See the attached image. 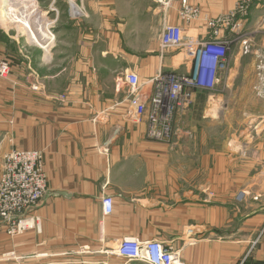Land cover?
I'll list each match as a JSON object with an SVG mask.
<instances>
[{
	"label": "crops",
	"instance_id": "1",
	"mask_svg": "<svg viewBox=\"0 0 264 264\" xmlns=\"http://www.w3.org/2000/svg\"><path fill=\"white\" fill-rule=\"evenodd\" d=\"M36 1L38 47L0 27V61L12 67L0 78V177L6 155L39 151L49 189L20 217L22 234L0 226V264H145L117 256L120 241L161 242L184 264H264V99L245 105L238 133L208 134L231 95H264V1L220 24L229 71L215 90L193 91L170 145L147 140L146 119L127 122L119 78L147 86L161 71L189 74L187 51L162 52L164 26L206 41L210 22L244 0H172L166 11L152 0ZM183 1L198 20L180 19Z\"/></svg>",
	"mask_w": 264,
	"mask_h": 264
},
{
	"label": "built area",
	"instance_id": "2",
	"mask_svg": "<svg viewBox=\"0 0 264 264\" xmlns=\"http://www.w3.org/2000/svg\"><path fill=\"white\" fill-rule=\"evenodd\" d=\"M163 11L170 8L172 0H152ZM256 1L244 0L237 5L233 15L218 22L211 21V38L206 41L186 40L181 27L166 25L160 37L162 52L184 50L191 62L189 74L159 72L151 81L141 83L136 73L126 72L118 80L119 88H125L129 106L125 118L128 123H148L147 140L170 145L174 137V124L179 111L192 103L193 91H213L223 81L230 68L231 42L219 37L220 24L230 27L237 12L246 13ZM78 14H84V10ZM181 20L190 23L200 18V10L186 1L179 11ZM238 25H234L233 29ZM248 51V41L243 43ZM12 67L0 61V78L9 79ZM49 189L44 172L43 153L39 151H14L5 156L0 177V226L7 233L17 236L27 229L21 216L34 210ZM106 216L113 212V200H103ZM117 256L128 262L145 264H184L181 255L158 241H120L114 249Z\"/></svg>",
	"mask_w": 264,
	"mask_h": 264
},
{
	"label": "rangeland",
	"instance_id": "3",
	"mask_svg": "<svg viewBox=\"0 0 264 264\" xmlns=\"http://www.w3.org/2000/svg\"><path fill=\"white\" fill-rule=\"evenodd\" d=\"M17 1H18L17 4L20 3L19 4L20 7L23 6L22 0H17ZM35 2L37 1L35 0ZM24 6H28V5L24 4ZM22 10L24 9H17V12L22 11ZM33 15H30L29 18H34ZM25 18H26L25 16L20 17V20H19L20 23L19 21L18 22L8 21L7 23L4 24L3 19L0 17V27H3L4 31H9L10 36H13V37L18 36L20 41H25L27 43H29L28 42V39H29V41L34 42L38 47L39 44L37 43V41H35L34 39H30L29 30L27 29V26H26L27 20ZM40 20L46 21V19L43 18L42 15L40 16ZM30 21L32 22V19ZM4 31L0 30V44H4L6 41H9V38H7L5 34H3ZM231 98H232L231 113H229L224 118L223 122L221 121L219 124L210 125L208 127L209 135L211 134L213 137L214 136L217 137L219 135L221 137L225 136V138H227L229 135L238 133L240 128L243 125H245L246 121L248 120L247 118H245V113L243 112L245 105L247 103L249 104L255 103V99H259L262 101V99H264V95L263 94L246 95V94L237 93V94L231 95ZM213 144L218 145V144H222V142L213 143Z\"/></svg>",
	"mask_w": 264,
	"mask_h": 264
},
{
	"label": "bare ground",
	"instance_id": "4",
	"mask_svg": "<svg viewBox=\"0 0 264 264\" xmlns=\"http://www.w3.org/2000/svg\"><path fill=\"white\" fill-rule=\"evenodd\" d=\"M22 1H23L22 2L23 6L20 7L19 5L20 3L17 4L18 2L17 0H0V17L3 19L4 24H5L8 21L18 22L20 20V17L25 16L26 17L25 19L27 20L26 26L27 28H29L28 29L29 35L31 36V39L37 40V36L35 34L38 28L37 19H36V16H37V9L35 5L36 2L35 0H22ZM24 4L28 6H24ZM17 9H24V10L17 12ZM30 15H33L34 18H29ZM31 19H32V22L30 21Z\"/></svg>",
	"mask_w": 264,
	"mask_h": 264
}]
</instances>
